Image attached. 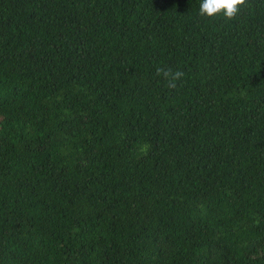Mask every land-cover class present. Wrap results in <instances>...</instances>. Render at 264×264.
<instances>
[{
  "label": "trees",
  "instance_id": "trees-1",
  "mask_svg": "<svg viewBox=\"0 0 264 264\" xmlns=\"http://www.w3.org/2000/svg\"><path fill=\"white\" fill-rule=\"evenodd\" d=\"M200 3L0 0V264H264V0Z\"/></svg>",
  "mask_w": 264,
  "mask_h": 264
},
{
  "label": "clouds",
  "instance_id": "clouds-1",
  "mask_svg": "<svg viewBox=\"0 0 264 264\" xmlns=\"http://www.w3.org/2000/svg\"><path fill=\"white\" fill-rule=\"evenodd\" d=\"M245 0H201L199 14L204 17H215L222 15L224 18L233 19L236 17ZM163 75L168 81V87L175 88L176 81L179 80L183 73L176 71L173 73L170 69L157 68V75ZM147 146L142 149L146 151Z\"/></svg>",
  "mask_w": 264,
  "mask_h": 264
}]
</instances>
